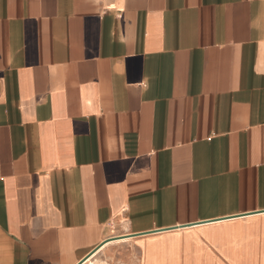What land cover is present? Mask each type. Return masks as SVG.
I'll return each instance as SVG.
<instances>
[{"label": "crops", "instance_id": "obj_1", "mask_svg": "<svg viewBox=\"0 0 264 264\" xmlns=\"http://www.w3.org/2000/svg\"><path fill=\"white\" fill-rule=\"evenodd\" d=\"M170 249L264 264V0H0V264Z\"/></svg>", "mask_w": 264, "mask_h": 264}, {"label": "rangeland", "instance_id": "obj_2", "mask_svg": "<svg viewBox=\"0 0 264 264\" xmlns=\"http://www.w3.org/2000/svg\"><path fill=\"white\" fill-rule=\"evenodd\" d=\"M159 259H161V258H159ZM162 259H163L164 263H165V260L168 259L169 260V264H177V261H176V258H175V251H172V249L164 252ZM201 263H202V261H201ZM187 264H200V261H197V260L193 259V260L189 261ZM206 264H210V263L208 262Z\"/></svg>", "mask_w": 264, "mask_h": 264}, {"label": "bare ground", "instance_id": "obj_3", "mask_svg": "<svg viewBox=\"0 0 264 264\" xmlns=\"http://www.w3.org/2000/svg\"><path fill=\"white\" fill-rule=\"evenodd\" d=\"M110 244V243H109Z\"/></svg>", "mask_w": 264, "mask_h": 264}]
</instances>
